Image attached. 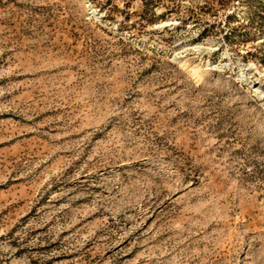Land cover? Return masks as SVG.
I'll list each match as a JSON object with an SVG mask.
<instances>
[{
	"label": "rangeland",
	"instance_id": "374dc122",
	"mask_svg": "<svg viewBox=\"0 0 264 264\" xmlns=\"http://www.w3.org/2000/svg\"><path fill=\"white\" fill-rule=\"evenodd\" d=\"M0 264H264V0H0Z\"/></svg>",
	"mask_w": 264,
	"mask_h": 264
},
{
	"label": "bare ground",
	"instance_id": "6f19581e",
	"mask_svg": "<svg viewBox=\"0 0 264 264\" xmlns=\"http://www.w3.org/2000/svg\"><path fill=\"white\" fill-rule=\"evenodd\" d=\"M183 62V61H182ZM184 63H186V61H184Z\"/></svg>",
	"mask_w": 264,
	"mask_h": 264
}]
</instances>
